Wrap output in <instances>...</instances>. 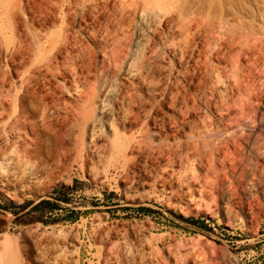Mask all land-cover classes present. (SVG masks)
Returning a JSON list of instances; mask_svg holds the SVG:
<instances>
[{"label": "rangeland", "instance_id": "374dc122", "mask_svg": "<svg viewBox=\"0 0 264 264\" xmlns=\"http://www.w3.org/2000/svg\"><path fill=\"white\" fill-rule=\"evenodd\" d=\"M179 1L161 0L166 14H154V7L143 13L144 4L135 10L129 3L120 6L113 0L108 24L109 31L116 34V16L127 19L116 43L122 45L131 36L128 64L132 61L139 66L144 56L153 57L166 75L157 77L162 84L155 91L153 113L166 115L171 125L146 141L156 149L176 148L177 155H192L196 163L154 162L150 157L151 152L158 156L154 148L130 154L131 160L125 163L118 153L104 148L116 127L121 135L125 132L137 141L144 140L143 118L142 125L125 131L122 125L113 131L106 128L99 140L102 152L94 153L89 165L83 166L78 152L73 153L66 158L65 169L46 185L31 192L19 186L10 196L0 190V237L14 238L24 264H108V255L116 263L129 264L134 260L127 257L129 247L140 264H264V0H234L232 5L226 0H207L199 17L201 30H192L189 40H195L190 43H180ZM53 3L60 12L53 25L42 27L32 20L30 11H21L26 24L20 26V33L35 43L62 33L59 28L69 0ZM192 13L188 22L197 19ZM82 24L77 23L78 33H72L96 52L95 72L99 75L106 50L114 47L113 40L109 37L106 47L99 25L95 31ZM6 30L0 36L1 70L8 68L14 43L11 38H15ZM153 35L157 44L151 48ZM120 81L124 79L120 77ZM66 93L68 99L73 98L72 93ZM183 117L188 121L175 129L174 121ZM237 140L245 148L238 149ZM89 141L87 138L86 146ZM143 172L148 174V182L133 187L129 177ZM164 174H168L165 186L160 180ZM240 179L237 196H230L228 189L221 193L223 185L228 186L225 182ZM41 201L44 203L39 204ZM251 203L255 204L253 210ZM65 243L70 248L66 259L60 255Z\"/></svg>", "mask_w": 264, "mask_h": 264}, {"label": "bare ground", "instance_id": "6f19581e", "mask_svg": "<svg viewBox=\"0 0 264 264\" xmlns=\"http://www.w3.org/2000/svg\"><path fill=\"white\" fill-rule=\"evenodd\" d=\"M22 1L0 0V36L1 34L5 35L4 32L7 29L15 37L11 38L14 39V41L11 40L14 43L12 42L13 49L9 50L8 68H5V70L0 69V190L10 196L19 186L30 191L44 185L65 166L66 158H70L73 153L78 152L80 156L78 161L83 166L89 165L93 161V154L102 152V145L99 140L102 139L106 128H110L113 131V127L122 125L125 131L129 127L133 128L142 125L143 118L146 119L143 127L145 129L144 140L137 141L133 135L127 136L125 132L121 135L116 127L114 133L110 136L112 137L111 140L107 139L104 141V148H109L113 153H118L125 163L131 160L130 154L153 148L158 153L157 157H154V153H150V157H153L152 161L154 162H159L163 159L170 165L184 161L192 162V164L196 163L192 155L187 154V157H184L183 154L177 155L176 148L174 150L171 148L165 150L160 146L156 149L152 143L146 141V139L152 138L154 133L162 134V131L166 130L167 125H171L168 123L166 115L157 116L160 113H153L156 104L155 91L162 84L161 78L157 77L166 75H164V69L157 65V60L153 57L144 56L139 66L135 65L137 62L134 64L132 61L128 64L126 60L129 57L128 49L131 44V36L122 45L119 42L116 43L117 34L121 30L123 31L122 27L127 26V19L124 16H116L118 18L115 28L116 34L111 30L113 32L112 35V32L109 31V25L111 24H108V22L111 19L108 12L111 10L110 5L113 0H69V7H67V10L64 9V17H62V29L59 28L62 33L58 31V35H52L51 38L44 42L37 40L36 43L34 42L35 40L30 39L31 37L29 38L20 33L19 28L22 29L20 26L24 23L26 24L22 12L29 14L30 11L32 16H34L32 20L33 18L37 20L42 27H49L58 19V7L53 3V0H31L29 2L25 1L26 3L23 1L25 4ZM127 1L124 2L122 0L120 4L129 3L135 10L141 8V4H144L143 9L141 8L143 13L147 12L150 7H154L151 9L154 14H157V12L161 14L164 11L162 4L165 2L161 3V0ZM206 1L180 0L178 2L180 5L178 8L181 10L177 31L183 37L180 43L185 41L190 43L195 40V38L189 39L192 38L191 32L193 29L195 31L201 30L202 24L199 17L202 9L206 6ZM226 2L231 4L234 3V0H226ZM116 3L120 5L117 0ZM22 4L24 5L22 6ZM171 4L173 6V3ZM113 9L114 12L115 8ZM191 13L196 15L197 19L188 22L186 18ZM154 21L152 22L154 23ZM168 21H172V19ZM77 23L81 26H83L82 23H85L86 28L95 31H97L96 29H98L97 26L99 25L101 27L99 28L100 34L106 38V47L110 44L108 38L111 37L113 40L114 47L113 49L111 48V51L106 50V58L103 61L99 75L95 72L98 69L95 61L96 52L91 48L90 43L86 44L80 36L76 38L73 35V33H78V30L75 31ZM129 27L128 30H130ZM26 28L29 32L28 27ZM230 31H233V29ZM28 34L30 35L31 33ZM233 35L234 33L232 37ZM74 37L75 39H73ZM155 39L156 37L153 35L151 43L149 42L151 48H154V44H157V40L154 42ZM11 41L9 40V42ZM34 43L38 46H35ZM185 45L187 46V44ZM145 51H148V48ZM93 77H97V80L92 81ZM120 77L124 81L119 82ZM67 91L72 93L73 98L68 99L66 97ZM175 95L177 96V94ZM162 112L164 113V111ZM181 112L183 115V110ZM186 121H188L187 117H183L178 121L175 120V129H179L182 126V122ZM87 138L90 139L89 143H87L89 147L86 146ZM236 143L238 149L245 148V145L239 140ZM167 177L168 174L160 176L163 186L167 185ZM148 178V174L143 172L133 175V177L130 176L129 180L135 187V184H141V182L147 181ZM225 183L228 186L226 187L224 184L222 187L221 185V193H225L228 189L230 196H237L240 192L238 190L239 184L242 183L241 179L240 182L230 180ZM246 188L244 187V191ZM262 188L261 192L263 191L262 193L264 194V186ZM254 190L258 191L256 187ZM192 191V189H188V193H193ZM257 197L260 202V196ZM253 199H255V196ZM254 203L250 204L251 207L249 206L250 209L252 208L251 210L254 209L253 207L256 204ZM72 236H74L73 233ZM15 243L16 241L12 236L5 235L4 238L0 237V264H24L23 260L20 259L18 248L16 249L17 244ZM67 249H70L67 243L61 246V257L64 256L63 258H65L68 255ZM114 253L116 255V252ZM127 257L129 260L134 258L129 264H140L141 262L136 259L133 247H129L127 250ZM106 260L108 264H123L116 263L117 261L112 260L111 255H108Z\"/></svg>", "mask_w": 264, "mask_h": 264}, {"label": "trees", "instance_id": "16d2710c", "mask_svg": "<svg viewBox=\"0 0 264 264\" xmlns=\"http://www.w3.org/2000/svg\"><path fill=\"white\" fill-rule=\"evenodd\" d=\"M42 203H44V201H41L39 204H42ZM191 220V219H190Z\"/></svg>", "mask_w": 264, "mask_h": 264}]
</instances>
